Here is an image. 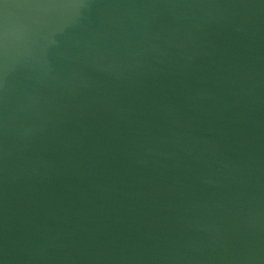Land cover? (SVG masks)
Wrapping results in <instances>:
<instances>
[{
    "label": "water",
    "instance_id": "obj_1",
    "mask_svg": "<svg viewBox=\"0 0 264 264\" xmlns=\"http://www.w3.org/2000/svg\"><path fill=\"white\" fill-rule=\"evenodd\" d=\"M0 264H264V0H0Z\"/></svg>",
    "mask_w": 264,
    "mask_h": 264
}]
</instances>
